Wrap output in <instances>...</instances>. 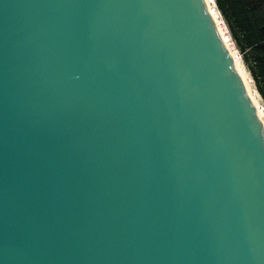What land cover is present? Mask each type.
I'll list each match as a JSON object with an SVG mask.
<instances>
[{"label": "water", "instance_id": "obj_1", "mask_svg": "<svg viewBox=\"0 0 264 264\" xmlns=\"http://www.w3.org/2000/svg\"><path fill=\"white\" fill-rule=\"evenodd\" d=\"M0 264H264V125L205 0H0Z\"/></svg>", "mask_w": 264, "mask_h": 264}, {"label": "trees", "instance_id": "obj_2", "mask_svg": "<svg viewBox=\"0 0 264 264\" xmlns=\"http://www.w3.org/2000/svg\"><path fill=\"white\" fill-rule=\"evenodd\" d=\"M264 101V0H215Z\"/></svg>", "mask_w": 264, "mask_h": 264}, {"label": "bare ground", "instance_id": "obj_3", "mask_svg": "<svg viewBox=\"0 0 264 264\" xmlns=\"http://www.w3.org/2000/svg\"><path fill=\"white\" fill-rule=\"evenodd\" d=\"M212 0H205V2L207 3L208 7H209V10L211 12V15L213 17V19L215 20L216 24H217V27L219 29V32L221 33L222 35V38L224 39V33H223V30H222V26L219 24V14L216 10V8L214 7V5L212 4L211 2ZM227 49L229 50L230 53H232V48L227 46ZM235 64H236V67H237V70L243 80V83L245 85V88L247 90V93L251 99V101L253 102V104L256 106L258 104V93L256 91V88L254 85H252L251 83V77L250 75L246 72L245 69H243L242 67V63L240 62L239 59H235L234 60ZM258 114L259 116L261 117V114L259 113L258 111ZM262 119V117H261ZM262 122H263V119H262ZM263 125H264V122H263Z\"/></svg>", "mask_w": 264, "mask_h": 264}, {"label": "built area", "instance_id": "obj_4", "mask_svg": "<svg viewBox=\"0 0 264 264\" xmlns=\"http://www.w3.org/2000/svg\"><path fill=\"white\" fill-rule=\"evenodd\" d=\"M211 2L219 14V19H220L219 24L222 26V30L224 33V39L223 40H224L226 47L229 46L232 48V53H230V54H231L233 60L239 59L240 62L243 64L244 62H243L242 52L240 51L237 44L235 43V40L233 39V37L229 31V28H228V26H227V24H226V22L222 16L220 10L218 9V7L215 3V0H212ZM248 74L250 75L249 71H248ZM250 77H251V80L253 82V78L251 75H250ZM253 84H254V82H253ZM256 91H257V89H256ZM257 93H258V91H257ZM255 108H256L257 112L259 111V113L261 114V117H263V119H264V103H263L259 93H258V104L255 106Z\"/></svg>", "mask_w": 264, "mask_h": 264}, {"label": "rangeland", "instance_id": "obj_5", "mask_svg": "<svg viewBox=\"0 0 264 264\" xmlns=\"http://www.w3.org/2000/svg\"><path fill=\"white\" fill-rule=\"evenodd\" d=\"M243 64H244V63H243ZM243 64H242V67H243V69H245V70H246V72L248 73V69H247V68H246V66H245V65H243ZM251 83H252V85H254L252 81H251ZM262 119H263V117H262ZM263 122H264V119H263Z\"/></svg>", "mask_w": 264, "mask_h": 264}, {"label": "crops", "instance_id": "obj_6", "mask_svg": "<svg viewBox=\"0 0 264 264\" xmlns=\"http://www.w3.org/2000/svg\"><path fill=\"white\" fill-rule=\"evenodd\" d=\"M244 62V61H243ZM244 65H245V63H244ZM246 66V65H245ZM247 68V67H246ZM259 93V92H258ZM260 94V93H259ZM260 97H261V95H260ZM261 99H262V97H261ZM262 101H263V99H262ZM263 103H264V101H263Z\"/></svg>", "mask_w": 264, "mask_h": 264}]
</instances>
